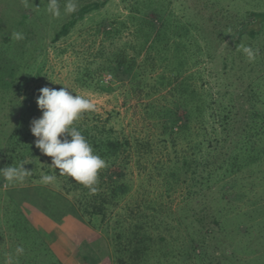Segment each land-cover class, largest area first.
I'll return each instance as SVG.
<instances>
[{"label": "trees", "instance_id": "16d2710c", "mask_svg": "<svg viewBox=\"0 0 264 264\" xmlns=\"http://www.w3.org/2000/svg\"><path fill=\"white\" fill-rule=\"evenodd\" d=\"M108 2L88 4L74 13L53 41L68 36L79 21ZM170 3L163 8L154 0L136 2L126 20L97 26L101 42L131 29L137 44L132 46V57L121 49L111 53L104 60L106 65L96 71L101 79L94 72L86 73L82 87L111 93L112 81H104L103 76L118 78L120 74L121 84L128 88L126 95L137 96L150 126L139 131L147 134L137 137L132 131L116 129L113 115L104 118L94 112L84 113L75 123L95 154L107 163L99 173L96 194L60 176L58 169L49 167L51 162L44 161L35 147L37 138L25 125L38 106L36 101L32 99L16 119L17 128L2 149L0 169L25 162L30 173L16 185H8L0 176V185L7 188L3 191L7 202L0 207V264H80L58 256L54 232L65 229L73 240L105 234L109 243L105 256H96L91 249L86 255L89 264H179L191 256L197 264L264 262V252L258 254L264 242H253L255 228L264 229V219L255 222L264 209L243 211L231 204L245 200L248 192L264 183V70L254 81L230 83L229 88H236L232 93L209 81H191L196 74L186 69L196 57L206 56L208 49L192 41L198 27L181 21ZM249 17L233 38L236 44L245 36L257 40L262 35L264 13L252 12ZM11 42L12 36L0 33V54L12 49ZM102 48L93 56L105 58ZM160 67H167L170 74H162L158 81H142ZM11 82L0 80V90L13 88L16 94ZM235 128L237 132L232 131ZM26 157L31 160L27 162ZM41 174L56 175L53 183L59 190L36 197V192L30 194L29 188L22 187L40 181ZM182 175L187 194L174 208L173 195L182 187ZM181 227L185 237L175 234ZM41 245L46 249L40 250ZM17 247L24 248L23 255L16 254ZM241 255L255 258L240 260Z\"/></svg>", "mask_w": 264, "mask_h": 264}, {"label": "rangeland", "instance_id": "374dc122", "mask_svg": "<svg viewBox=\"0 0 264 264\" xmlns=\"http://www.w3.org/2000/svg\"><path fill=\"white\" fill-rule=\"evenodd\" d=\"M101 1L77 0V11L88 4ZM144 1L109 0L101 10L94 11L79 21L68 36L54 42L53 38L56 33L61 30L63 25L72 20L73 14L62 15L60 19L50 16L46 11L47 0H30L31 4L27 8L22 0H0V33L12 36L13 32H19L23 35V39L19 41L12 38V49L8 48L5 54H0V67L3 66V69L0 70V80L12 81L11 84L13 83L12 85L18 91L15 94L12 87V89L6 91L0 90V93L3 94V97H0V156L2 149L6 148L7 139L17 128L16 119L23 110L28 109L32 99L37 100L40 89L44 87L53 89L68 87L76 94L91 98L96 104L94 113L104 118L113 115L111 122L116 129H124L127 132L132 131L137 137L147 134V131L139 132L146 124L150 126L149 122L145 120L144 108L142 104H139L137 96L128 97L126 95L128 88L123 87V84H121L123 83V77L120 74H118V78L106 74L103 76L104 81H112L110 84L111 93L83 88L80 82L83 81V77H86V73L94 72V76L101 79L100 74H96V71L101 69L102 65H106L107 61L104 60H108L111 53H116L121 49L129 57L134 55L132 46H135L137 42L131 29L124 31L120 37L104 42H101V35L98 38L96 37V30L100 23L126 20L134 3H143ZM154 1L158 2L163 8L168 6L167 2L170 5V1H172L180 20L191 24V27H198L200 31V33L199 31L192 32V41L202 42L205 49H208L207 55L209 56L196 57L193 60L195 63H190V68L186 69V73L196 74L191 81H209L213 86L215 84L222 85L220 89H229L232 93L236 88H229L230 83L241 80L254 81L258 72L264 70L262 67L264 65V30L257 40H249L247 36L239 44H236L233 40L237 31L249 23L250 13H264V0ZM64 3L65 0H60L61 9H63ZM149 18H154V15L150 14ZM241 44L252 47L257 54H261V59L248 62L242 51L238 50ZM101 48L104 53H107L105 58L93 56ZM143 55L138 58V63L143 60ZM210 55H212V58ZM256 64L258 65L256 66ZM166 70H168L167 67H160L156 72L147 75V78L142 81H158L159 76L162 74H170ZM199 73H201L200 76H198ZM201 76L204 77L203 80H199ZM127 81L125 79L124 83L127 84ZM179 114L184 115V111L180 110ZM28 116L25 125L29 126L32 120L42 116V112L37 106L33 108L32 113ZM232 131L237 132L238 129L235 128ZM157 132L160 131L157 130ZM183 144L181 143L180 148ZM42 157L45 162H51L52 160L51 157L45 155H42ZM30 160V157H26L27 162ZM134 170L137 171L135 166ZM182 177V187L177 194L173 195L174 208L182 204V199L187 194L184 175ZM134 178L136 180V177ZM22 187L29 188L27 192L30 194L36 192V197L50 195L51 192L59 190L58 185L55 183L43 185L38 180L25 183ZM6 189V186L0 185V201L2 202L0 207H4L3 202L4 205L7 202V198L3 194ZM250 189L252 190L251 187ZM246 195L244 196L245 200H238L231 202V204L243 211L253 210L254 207L264 209V183H262L260 189L248 192ZM260 216L261 218H255V222L264 219V214ZM65 227L70 228L72 225L67 224ZM255 229L253 242L257 244L264 242V229L262 227H256ZM179 230L175 234H178L179 237H185L182 227ZM65 231L67 232L68 229H65ZM65 231L56 230L54 232L55 242L57 247L59 246L57 251L60 258L65 256L68 251L69 256L72 254V258L80 264H89L86 255L92 252L91 249H93L96 256L98 255L101 258L105 256L104 252L108 249L109 244L105 234L96 232L95 235L88 237V240H73ZM183 237L182 239H184ZM52 247L54 248V244ZM38 248L43 250L46 249V246L41 245ZM259 249L258 254L264 252V246ZM238 258L240 260L246 258L254 260L255 256L244 258L241 255ZM15 261L14 259L13 262ZM183 262L178 263L197 264L192 256L186 258ZM99 264H105V261Z\"/></svg>", "mask_w": 264, "mask_h": 264}, {"label": "clouds", "instance_id": "9594fccd", "mask_svg": "<svg viewBox=\"0 0 264 264\" xmlns=\"http://www.w3.org/2000/svg\"><path fill=\"white\" fill-rule=\"evenodd\" d=\"M27 8L30 0H22ZM78 10L77 0H65L63 9L60 0H47V13L60 19L61 16H68ZM12 38L19 41L23 39L22 33L13 32ZM239 51H242L248 62L256 60V51L249 46L241 44ZM42 116L31 121L30 131L35 140V147L42 155L51 157L50 168L58 169L60 176L72 178L89 189L94 195L98 192L99 173L107 167L106 161L95 154L92 145L75 126V123L84 113L94 112L96 104L91 98L85 95L74 93L68 87L53 89L44 87L40 89V95L36 100ZM25 162L19 165L15 163L0 169V176L8 185L23 183L30 173L24 168ZM56 180L54 174H42L40 183L43 185L52 184ZM24 248L17 247L16 254L23 255Z\"/></svg>", "mask_w": 264, "mask_h": 264}, {"label": "crops", "instance_id": "0c3cea01", "mask_svg": "<svg viewBox=\"0 0 264 264\" xmlns=\"http://www.w3.org/2000/svg\"><path fill=\"white\" fill-rule=\"evenodd\" d=\"M63 258H64V261L67 263L70 262L71 260H73L72 254L69 256L68 251L66 252L65 256H63Z\"/></svg>", "mask_w": 264, "mask_h": 264}]
</instances>
